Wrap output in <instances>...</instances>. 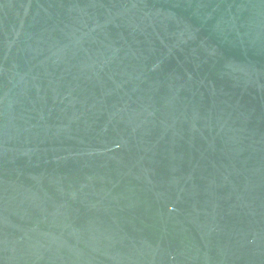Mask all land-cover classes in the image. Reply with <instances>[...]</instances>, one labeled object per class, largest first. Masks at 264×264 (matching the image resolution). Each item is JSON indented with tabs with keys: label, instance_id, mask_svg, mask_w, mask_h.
Returning <instances> with one entry per match:
<instances>
[{
	"label": "water",
	"instance_id": "obj_1",
	"mask_svg": "<svg viewBox=\"0 0 264 264\" xmlns=\"http://www.w3.org/2000/svg\"><path fill=\"white\" fill-rule=\"evenodd\" d=\"M0 264H264V0H0Z\"/></svg>",
	"mask_w": 264,
	"mask_h": 264
}]
</instances>
